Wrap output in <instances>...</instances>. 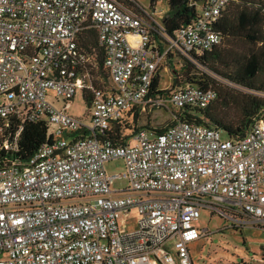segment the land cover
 <instances>
[{"label": "built area", "instance_id": "obj_1", "mask_svg": "<svg viewBox=\"0 0 264 264\" xmlns=\"http://www.w3.org/2000/svg\"><path fill=\"white\" fill-rule=\"evenodd\" d=\"M230 1L191 0L197 16L170 36L155 15L116 0H0V134L15 119V141L32 122H48L52 136L28 163L0 168V264H194L202 208L264 232V118L241 140L174 113L162 134L126 127L135 115L216 101L212 88L161 87L159 72L168 61L176 76L188 63L201 69L197 56L224 40ZM91 31L103 87L81 44ZM78 94L92 97L89 121L70 114ZM118 159L124 172H107Z\"/></svg>", "mask_w": 264, "mask_h": 264}, {"label": "trees", "instance_id": "obj_2", "mask_svg": "<svg viewBox=\"0 0 264 264\" xmlns=\"http://www.w3.org/2000/svg\"><path fill=\"white\" fill-rule=\"evenodd\" d=\"M125 5L135 14L145 15L140 7L132 0H116ZM169 10L163 19L164 29L167 34L172 36L179 29L188 26L197 16V10L190 5L191 0H167ZM196 2L201 0H195ZM156 0H151L152 5ZM217 30H219L224 40L218 46L214 47L211 52H204L197 56L200 65L205 69L223 76L231 83L247 89L246 94L234 93L232 90H222L216 88V83L207 73L202 72L199 68L188 63L184 70L177 71V76L173 80V86L178 87L183 84L199 85L203 88H212L217 93L216 101L208 108H191L174 112L178 122H190V124H203L206 127L218 128L228 135L230 139L241 140L246 137L252 124L264 118V98L255 96L254 93L264 94V87L254 84L253 79L261 70V64L264 61V0H231L226 12L222 13ZM98 38L95 32L87 33L86 39L81 41L85 50L94 55L98 62L97 74L104 73L103 70V49L99 48ZM240 44L253 46L260 45V52H252L246 60H239L236 57L239 53ZM196 56V55H195ZM230 61L231 68H237L232 74H225L220 70V66L227 65ZM235 66V67H234ZM229 68V67H228ZM200 70V71H199ZM193 71H198L194 73ZM199 74V75H198ZM198 75V76H197ZM185 80V81H184ZM103 87V84H97ZM158 80L154 82V88H157ZM87 107L90 113V102L92 97L85 96ZM238 108L241 114V120H237L228 110L231 106ZM138 115L133 117L132 123L134 128L131 130L126 123L127 129L136 133L138 130H150V127L136 128L135 122ZM176 122L172 121L164 129H157L155 132L162 134L171 125ZM19 130L18 120L10 121V128L5 133L0 134V168L10 166L11 162L28 163L37 151L44 145L52 143L50 134L51 128L46 121L37 123H27L24 125L18 140L15 141V132ZM128 137L126 136L125 139ZM106 139L113 143L119 142V132L114 135L112 132L106 134ZM8 145V149H5ZM16 147V150H14ZM239 264V263H228Z\"/></svg>", "mask_w": 264, "mask_h": 264}, {"label": "rangeland", "instance_id": "obj_3", "mask_svg": "<svg viewBox=\"0 0 264 264\" xmlns=\"http://www.w3.org/2000/svg\"><path fill=\"white\" fill-rule=\"evenodd\" d=\"M139 7L140 10L146 15H155L156 18L161 22L169 10L168 1L161 0L156 1L153 5L151 0H132ZM136 13V12H134ZM260 45L253 46L248 44H240L239 60H246L252 52H260ZM227 65L220 66L225 74H232L231 72L237 71V68H231L230 61H227ZM172 61H168L166 65L160 70L159 77L161 80V87L170 90L173 88V78L176 76L174 73L175 66ZM229 67V68H228ZM177 68V67H176ZM202 72H206L208 76L215 81L216 88L222 90H232L234 93L245 95L248 91L237 84L231 83L223 76L217 75L207 70V68H201ZM199 70V71H200ZM194 73L198 71H193ZM199 75V74H198ZM197 75V76H198ZM101 79H103V85H108L106 75L100 73ZM101 79L99 81H101ZM185 81V80H184ZM254 84L264 87V61L261 64V70L258 75L253 79ZM102 84V83H101ZM58 106L61 102H57ZM230 113L237 119L241 120V114L237 107L231 106L229 109ZM175 110H170L168 112L155 111L151 113L150 116H138L135 122V127H150L157 129H164L169 125L172 120V113ZM70 114L81 118L83 121H89L91 116L89 113V108L87 107L86 100L81 94H78L75 100L72 102V110ZM131 118H129V121ZM130 129L134 128L132 122L128 123ZM128 133L132 134V131ZM222 140H227L228 135L222 133ZM125 162L121 159L109 161L105 168L110 174H121L125 170ZM126 186L124 181L116 182L114 188L122 189ZM195 226L202 229L206 234L204 238L193 243L190 247V254L193 259L194 264H228V263H239V264H264V232L259 229L243 228L239 226H234V224L222 217L219 214L212 215L209 209H201V215L199 221L195 223Z\"/></svg>", "mask_w": 264, "mask_h": 264}, {"label": "crops", "instance_id": "obj_4", "mask_svg": "<svg viewBox=\"0 0 264 264\" xmlns=\"http://www.w3.org/2000/svg\"><path fill=\"white\" fill-rule=\"evenodd\" d=\"M164 18H165V17H164ZM164 18H163V19H164ZM162 22H163V21H162Z\"/></svg>", "mask_w": 264, "mask_h": 264}]
</instances>
